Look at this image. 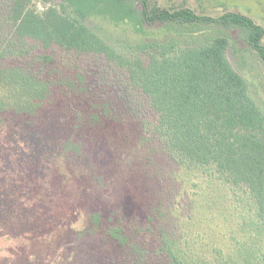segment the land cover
<instances>
[{
    "label": "rangeland",
    "instance_id": "1",
    "mask_svg": "<svg viewBox=\"0 0 264 264\" xmlns=\"http://www.w3.org/2000/svg\"><path fill=\"white\" fill-rule=\"evenodd\" d=\"M59 4L31 0L30 8L42 14ZM151 5L211 18L238 13L264 31V0ZM103 9L82 11L89 26L125 54L159 41L202 47L226 35L228 61L264 114V63L241 30L135 27ZM61 13L76 17L67 6ZM9 21L0 17L4 65L33 67L36 73L42 65L28 60L47 55L55 62L43 76L54 83L49 103L32 116L0 111V264H138L137 251L151 261L161 232L175 240L182 264H254L256 258L264 264V225L248 191L173 160L152 132L155 116L146 110L143 94L122 69L101 55H77L30 39L9 50ZM62 79L70 82L66 88L57 85ZM115 227L124 233L115 236Z\"/></svg>",
    "mask_w": 264,
    "mask_h": 264
},
{
    "label": "trees",
    "instance_id": "2",
    "mask_svg": "<svg viewBox=\"0 0 264 264\" xmlns=\"http://www.w3.org/2000/svg\"><path fill=\"white\" fill-rule=\"evenodd\" d=\"M150 1L60 0L61 4L40 14L30 8L31 0H0V17L13 22L14 42L9 50L30 39L46 48L77 55H101L122 69L129 85L143 94L146 110L155 116L152 132L171 158L188 169L215 173L231 186L244 187L264 225V114L251 98L246 80L228 61L229 38L219 33L205 46L187 48L159 41L146 49L139 48L138 53L128 50L125 54L115 51L89 26L82 9L104 5L103 10L122 15L135 27L160 24L183 29L197 25L236 28L245 33L248 44L264 63L263 29L238 13L202 17L187 8L150 6ZM64 6L70 7L76 17L63 15ZM28 61L32 65L40 63L42 70L40 67L34 73L29 70L33 67L7 66L0 61L1 112L32 116L50 102L54 83L43 76L55 60L45 55ZM69 83L62 79L57 85L66 88ZM96 218L93 216L92 221ZM112 231L115 236L124 233L116 227ZM154 246L155 251L148 255L150 263L137 251L138 264H182L170 234L161 232ZM258 261L256 258L254 264Z\"/></svg>",
    "mask_w": 264,
    "mask_h": 264
}]
</instances>
